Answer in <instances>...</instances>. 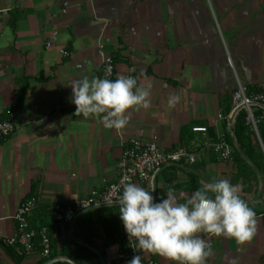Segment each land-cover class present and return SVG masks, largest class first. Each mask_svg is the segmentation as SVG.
I'll list each match as a JSON object with an SVG mask.
<instances>
[{"label":"crops","instance_id":"1","mask_svg":"<svg viewBox=\"0 0 264 264\" xmlns=\"http://www.w3.org/2000/svg\"><path fill=\"white\" fill-rule=\"evenodd\" d=\"M100 45L115 57L117 75L151 85V106L130 110L119 131L105 128L100 117L76 115L71 102L72 81L103 79ZM238 83L264 87V0H0V120L16 123L0 142V264H17L22 250L6 240L16 232L18 206L32 196L47 212L54 257L117 264L127 239L118 205L84 212L70 224L56 225L49 215L53 204L83 199L115 180L122 148L133 139L156 140L165 149L183 145L197 155L194 164L163 168L152 193L157 202L169 189L183 202L202 180L228 179L242 186L241 197L255 213L262 212L264 167L240 154L236 142L234 158L222 160L192 131L207 126L212 141L229 134L217 113L231 107ZM170 94L181 97L173 109ZM256 219V233L243 245L200 233L212 247L206 264H264V218ZM43 262L36 248L24 255V264Z\"/></svg>","mask_w":264,"mask_h":264},{"label":"clouds","instance_id":"2","mask_svg":"<svg viewBox=\"0 0 264 264\" xmlns=\"http://www.w3.org/2000/svg\"><path fill=\"white\" fill-rule=\"evenodd\" d=\"M70 87L75 114L100 117L107 129H124L131 118L130 110L151 106V85L138 84L133 76L118 75L115 80L84 76L72 81ZM180 99V95L170 94L169 109L175 108ZM200 184L183 202L172 189L157 202L152 195L154 187L149 191L136 183H123L115 203L131 246L177 264H206L212 247L200 233L232 238L240 245L250 242L257 219L241 197L242 186L228 179L202 180ZM128 264H141V256H134Z\"/></svg>","mask_w":264,"mask_h":264},{"label":"built area","instance_id":"3","mask_svg":"<svg viewBox=\"0 0 264 264\" xmlns=\"http://www.w3.org/2000/svg\"><path fill=\"white\" fill-rule=\"evenodd\" d=\"M66 6L63 12L67 11ZM47 46L50 47L51 43L48 42ZM61 53L64 56H68L69 54L66 50H62ZM99 55L102 59L103 78L115 80L118 76L116 74L115 57L106 54L102 45L99 48ZM109 72L110 75L106 77V73ZM125 76L133 75L127 74ZM241 111L246 112L247 124L250 125L257 139L261 141L258 126L264 124V87L250 90L241 83H238L236 90L232 94L230 110L228 112L219 111L217 113V119L225 121L228 133L233 139V128ZM15 130L16 123L13 119L0 120V142L11 136ZM192 131L201 134L204 138V145L210 148L220 159L232 160L234 158L235 149L233 144L227 140L226 134H218L216 139L212 141L208 136L207 126H193ZM233 141L235 142V140ZM196 159V153L183 145L165 149L156 140L145 142L133 139L124 144L122 148L117 164L118 174L115 180L106 182L102 188L93 190L83 199L76 200L70 204H53L50 208L49 217L56 225L70 224L77 216L84 212L116 206L118 204L115 201L122 194L123 183H136L140 187L151 190L153 187L155 188V180L166 165L181 162L194 164ZM38 207L39 201L34 196L26 197L20 203L14 214L16 232L7 238V243L18 245L26 252H31L36 246H39L41 249L40 254L44 258L42 264H76L68 258L51 256V233L49 227L36 228L31 224V217ZM256 217L264 218V210L256 213ZM136 255L141 256L140 250H136L131 246L127 235L125 248L118 253L117 264H128ZM141 264L160 263L141 256Z\"/></svg>","mask_w":264,"mask_h":264},{"label":"trees","instance_id":"4","mask_svg":"<svg viewBox=\"0 0 264 264\" xmlns=\"http://www.w3.org/2000/svg\"><path fill=\"white\" fill-rule=\"evenodd\" d=\"M26 90H27V84H24L20 86V89L17 91L16 93L17 106H22L24 97L26 94ZM230 108L231 107H229L225 112H228ZM258 129H259V135H260L261 142L264 145V126L260 124L258 126ZM233 132H234V140L239 147L240 154L242 153L245 156V158L251 161L255 167H258V168L264 167V150H262L259 147L257 137H256V140L253 138L254 133L250 125L247 124L246 122V112L245 111H241L240 114L238 115L234 128H233ZM226 138L230 143L232 144L234 143L233 137L230 134H227ZM237 153L240 156L239 152ZM35 212L33 216L31 217L32 226L36 228H41L43 226L49 227L50 223L47 220V212L40 210V209H37ZM20 249L22 250V253L19 255H15L16 262L17 264H24L23 263L24 255L27 252L21 247ZM36 249L41 251L39 246H36ZM51 251H52L51 256L54 257L55 247H54L53 239H51ZM62 254L69 255L68 248L64 247L62 250Z\"/></svg>","mask_w":264,"mask_h":264},{"label":"rangeland","instance_id":"5","mask_svg":"<svg viewBox=\"0 0 264 264\" xmlns=\"http://www.w3.org/2000/svg\"><path fill=\"white\" fill-rule=\"evenodd\" d=\"M211 8H212V15H213V18H219L218 14H217V10H216L215 8H213V6H211ZM213 11H214V12H213ZM253 138L256 140V136H255V135H254ZM258 144H259V147L263 150V148H264L263 143H262L260 140H258Z\"/></svg>","mask_w":264,"mask_h":264}]
</instances>
